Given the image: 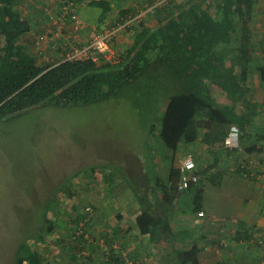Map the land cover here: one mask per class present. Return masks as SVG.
Returning a JSON list of instances; mask_svg holds the SVG:
<instances>
[{"label": "trees", "instance_id": "16d2710c", "mask_svg": "<svg viewBox=\"0 0 264 264\" xmlns=\"http://www.w3.org/2000/svg\"><path fill=\"white\" fill-rule=\"evenodd\" d=\"M27 1L0 0V120L15 118L34 107H70L99 103L115 96L129 97L146 121L147 140L155 147L149 151L148 164L145 162L142 172L132 178L122 164L113 162L110 170L104 165L95 167L101 172L108 171L102 177L108 185L124 186V196L138 208V233L158 245L164 264H200V247L193 242L191 231L174 228L171 209L181 195L191 192L193 210L200 212L204 193L201 176L214 181V174L222 171L218 169L208 176L209 170L218 167L217 163L198 168L200 181L192 182L181 192V171L176 162L183 144L192 147L199 143L200 147L207 145L219 153L222 148L223 154L229 155L224 140L232 124L241 129L244 154L264 149V118H257L249 87L255 0H183L180 4L176 0L65 1L62 5L68 6L71 20L77 15V6L85 1L101 9L98 29L125 23V28L135 29L132 43L118 52L120 60L115 63L92 57L62 61L70 43H57L55 26L52 32L46 30L49 26L40 27L24 17L20 5ZM117 8L120 9L117 19L106 23ZM149 8L156 14L158 24L147 26L140 20L136 29L131 21L140 16L142 9ZM49 19L52 20L50 16ZM47 21L49 24L50 20ZM34 31V46L39 53L25 44L27 35ZM43 36L52 40L39 46L37 42ZM53 43L59 53L63 52L59 58L47 55L48 44ZM230 45H234L231 51L227 48ZM41 47L46 50L41 51ZM226 56H232L229 66L225 63ZM259 72L264 83V66ZM217 88L225 93L228 103L215 96ZM200 117L210 120L209 130L200 131ZM249 139L253 141L247 144ZM237 161V172L244 176ZM90 167L94 166L82 169L86 172ZM61 190H66L69 197L76 195L72 184ZM52 203L50 198L42 216L46 229L33 235L39 243H44L59 226L49 216ZM94 210L75 212L69 222L74 225L75 238L83 239L84 246L91 238V234L88 238L86 234L88 222L94 220ZM80 222L84 223L82 234H78ZM84 246L82 250L86 249ZM116 250L114 247L106 250L107 264H123ZM30 252L18 253L16 264H47L38 250Z\"/></svg>", "mask_w": 264, "mask_h": 264}, {"label": "rangeland", "instance_id": "374dc122", "mask_svg": "<svg viewBox=\"0 0 264 264\" xmlns=\"http://www.w3.org/2000/svg\"><path fill=\"white\" fill-rule=\"evenodd\" d=\"M176 1L178 4L183 2ZM60 7H55L51 0H28L20 5L23 16L32 22L39 21L40 27H44L42 21L51 16L53 25H57L54 32L57 39L62 32L69 33L68 22H74L68 15L64 22L61 15L69 9L65 5ZM119 10L115 9L113 20L119 16ZM145 10L142 9V14L131 21L136 29L140 20L147 26L158 24L153 9ZM80 15L77 12L81 20L82 16L87 19L83 11ZM82 27H78L77 32L81 33ZM107 27L103 25L96 30L100 32ZM134 32L135 29L120 27L118 37L122 35V39L117 38L119 43L114 45L123 51L132 43ZM40 50L45 51L43 47ZM199 121L203 118L200 117ZM144 122L126 95L86 105L34 107L15 118L0 120V264H16L21 252L56 251L60 239L67 238L68 241L65 232L75 212L85 213L88 207L94 209L101 205L117 206L122 203L121 199L123 203L132 201L124 196L123 185H108L102 178L108 171L101 172L95 166L104 165L110 170L113 169L111 163L122 164L130 178L142 172L153 147V143L147 140L148 125ZM86 166L94 167L85 172ZM71 184L76 195L69 197L67 191L61 189ZM223 185L218 188L211 184L208 189L205 205L210 209L217 206L220 193L228 191L225 183ZM50 198L54 203L49 216L59 226L44 243H39L33 235L46 229L42 216Z\"/></svg>", "mask_w": 264, "mask_h": 264}, {"label": "crops", "instance_id": "0c3cea01", "mask_svg": "<svg viewBox=\"0 0 264 264\" xmlns=\"http://www.w3.org/2000/svg\"><path fill=\"white\" fill-rule=\"evenodd\" d=\"M51 1L58 8H61L60 6L64 3L62 0ZM78 6L76 12L81 16L83 11L87 18L85 20L82 16L84 26L81 28L82 30L80 29L81 33L77 32L78 28H76L75 22H68L69 33L67 31L59 35L57 39L59 45L68 43L84 45L89 41L91 33L97 31L101 9L91 7L85 1L80 2ZM149 9L151 10V8ZM149 9L145 12H148ZM114 12L108 16L106 23L116 17ZM47 20H50L49 24ZM155 20L158 21L157 18ZM53 23V20L49 19L48 16L46 20L42 21L41 26L47 25L49 28L46 30L52 31V28L55 26L56 29L57 26ZM252 36L254 48L250 61V94L258 111L257 118H264V83L259 72V69L264 66V0H255ZM35 37L36 35H27L25 44L32 51L38 52L34 46ZM121 37L122 35L117 36L114 44L119 43L117 38L122 39ZM233 46L230 45L227 48L231 51ZM114 48L118 52L121 51L117 44L114 45ZM48 49L51 58L55 56L59 58L63 55V52L61 54L57 51L54 43ZM231 57L226 56L224 58L228 66L231 64ZM215 96L224 103L229 102L220 88L215 90ZM198 122L203 125L202 127L199 125L201 132L209 130L212 126L210 122L208 123L204 119L203 121L198 119ZM246 141L249 144L253 140ZM188 149L195 152L200 169L207 167L208 164L217 163L218 167L209 170L208 176L217 172L218 169L222 173L214 174L216 178L214 181H210L205 175L201 176L204 193L200 211H203L204 214L199 215V212L193 210L194 193L186 192L180 196L175 208L171 209L172 225L175 229L192 232L193 242L200 247L198 253L200 264H258L264 259V247L258 241L261 234L257 235V233L264 232V192L261 182L248 179L237 172L235 159L225 153L223 154L222 148L219 153L218 150L216 152L210 150L207 145L200 147L199 143H196L192 147H187L183 144L179 158ZM223 183H225L228 191L220 193V201L217 206L215 209H210L207 204L205 205L207 191L211 184L213 187L221 188L224 187ZM121 202V204L111 207L95 206L94 220L88 222L89 232L87 234L89 236L91 234V240L88 239L85 246L82 245L83 239L75 238L74 225L69 223L65 232L69 236L68 241H66L67 238L60 239L61 244L55 247L57 252L50 253L47 251L48 253H46L44 251L45 253H41L44 261L47 264H107L106 257H104L107 252L106 249L114 247L124 260L123 264H126L125 260L127 264H164V260L158 251V245L151 243L149 238L138 233L136 223L138 208L134 203H130L132 201L127 200L123 203L121 199ZM83 246L86 249L82 250L81 247ZM83 252L86 254L83 255Z\"/></svg>", "mask_w": 264, "mask_h": 264}, {"label": "built area", "instance_id": "2783aa9c", "mask_svg": "<svg viewBox=\"0 0 264 264\" xmlns=\"http://www.w3.org/2000/svg\"><path fill=\"white\" fill-rule=\"evenodd\" d=\"M68 14V11L65 10L62 16L65 23ZM72 20L75 22L76 28L83 26V20H81L79 16L73 15ZM125 25L126 23L100 32L94 31L91 33L89 41L84 45L70 44V49L63 55L61 60H78L92 57L94 60L105 58L111 63L118 62L120 56L118 51L114 48V40L118 36L119 28ZM51 40L52 38L43 36L39 39L37 44L41 46L43 43H48ZM224 146L226 150L230 152L229 156L232 159H235V161L237 159V162L241 164L244 177L261 182L262 191L264 192V149L259 153L244 154V150L241 146V129L237 124H232L230 126L228 134L224 140ZM176 166L181 171L179 183V190L181 192L187 190L192 182L198 183L200 181V177L197 174L198 162L195 152L191 150L184 152V155L177 160ZM92 210L91 207L86 209V211L89 212H92ZM203 214V211L199 212V215ZM83 225L84 223L80 222L78 234L84 232ZM260 234L261 236H259L258 241L264 247V236H262L264 235V232L257 233V235ZM86 237H88V234H86ZM83 253L86 254V252ZM258 264H264V259Z\"/></svg>", "mask_w": 264, "mask_h": 264}]
</instances>
